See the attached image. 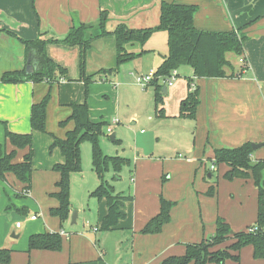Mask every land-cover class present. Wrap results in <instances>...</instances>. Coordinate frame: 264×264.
<instances>
[{
    "label": "crops",
    "instance_id": "0c3cea01",
    "mask_svg": "<svg viewBox=\"0 0 264 264\" xmlns=\"http://www.w3.org/2000/svg\"><path fill=\"white\" fill-rule=\"evenodd\" d=\"M163 1L196 6L194 23L200 30H240L245 34L246 69L234 78H196L192 68L181 67L173 85H168L164 80L159 82L163 97L158 106L155 101L156 86H149L153 88L156 117L188 120L185 127L192 129L190 137L188 132H183L188 134L182 144L184 155L174 146L173 149H165L166 153L174 151L176 154L168 155V160L141 156V152L137 151V169L132 179L137 198L130 195L133 200L126 203V220L103 237H97V233L101 232L100 225L108 212L105 200H97L98 219L95 226L90 225L92 230L87 231L67 228L77 223H72L71 217L65 223L67 229L65 226L60 228L57 218L58 227L56 224L49 226L47 217H52L50 208L58 206V202H55L45 211L47 216L43 227L31 223L33 226L27 228L24 238L14 232L13 238L17 242H11L10 226L1 217L6 203L1 194L5 188L0 186V220L4 222L0 221V249L12 250L8 264H163L167 257L184 255L186 244L200 242L214 235L219 217L229 223L233 232L244 231L256 223L258 188L253 179L229 181L224 178L229 167L221 164L212 173V179L209 177L206 180V170L211 166L216 149L264 143V0H0V29L5 30L0 33V122H7L13 132L33 133L35 139L40 134H46L32 131L30 118L33 104L51 89L48 122L63 121L70 115V104L86 102L89 104L90 119L107 124L104 128L106 134L112 121L108 123L95 118L93 96L100 99L101 94L108 93L111 97H118V86L124 88L131 84L130 81L129 84L125 83L128 79L157 71L168 54L166 31H156L143 46L136 44L128 47L135 53L146 52L121 65L117 73L112 74L104 72L118 66L116 37L107 36L94 41L87 52L86 61V75L95 79L89 86L82 79L80 47L65 44H48L46 47L48 57L67 71L52 88L47 82L27 80L19 84H6L2 82V77L12 71L25 70L27 73L28 60L33 65L22 40H34L41 34H45V39L64 37L74 25L96 24L102 11L109 12L111 18L118 20L111 22V30L118 23L134 30L156 28L160 22ZM241 60L238 57L240 69ZM107 82L114 85L117 91L112 92ZM135 84L138 85L136 81ZM191 86L199 91L200 103L195 119L181 117L182 104ZM131 87L135 85L131 84ZM99 104L102 107L97 109L98 112L105 115V102ZM114 112L120 113L119 99ZM136 114L130 111L125 116L134 121L138 116ZM71 126L73 128L74 124L71 123ZM115 128L116 125L112 133L107 134L114 135ZM170 140L179 145V138ZM112 142L120 144L121 140L115 136ZM7 148L8 151L12 150L10 144ZM49 154L56 162L47 158L48 169H53L58 161L59 164L64 163L65 158L59 148ZM124 159L131 163L130 159ZM253 160H264V146L254 152ZM149 170H154L155 177L148 174ZM11 175L8 174L0 183L9 184ZM262 177L264 180V171ZM161 178L164 184L160 185ZM166 181L169 182L165 184ZM150 182L153 183L148 184ZM215 184L216 195L207 196L209 188ZM119 193L124 195L123 192ZM162 199L176 203L171 212V222L159 234H141L146 224L160 213ZM140 202L145 209L137 211ZM23 209L27 210L26 214L29 213L25 206L17 211ZM130 209H134V217L129 220ZM32 217V222H39L38 218L33 220ZM18 224L17 229L21 228V224L20 227ZM45 228L50 231H45ZM94 228H97L96 232ZM45 232H59L63 237L62 249L29 251L30 236ZM226 264H264V259L254 258L253 246H246L241 250L239 263L228 260Z\"/></svg>",
    "mask_w": 264,
    "mask_h": 264
},
{
    "label": "trees",
    "instance_id": "16d2710c",
    "mask_svg": "<svg viewBox=\"0 0 264 264\" xmlns=\"http://www.w3.org/2000/svg\"><path fill=\"white\" fill-rule=\"evenodd\" d=\"M197 7L163 1L160 7V22L156 28L129 29L122 23L116 24L113 30L109 29L112 21L109 12L102 11L96 24L74 25L64 37L45 39V34L34 40H22L26 46L27 55L32 59L35 71L27 74L23 71H12L3 75L2 82L6 84H19L24 81L34 83L47 82L52 88L66 75L67 71L51 60L46 54L48 44H65L79 46L81 49L82 79L87 86L94 78L86 75L87 52L92 43L100 38L115 36L117 41V68L104 73H117L119 67L140 57L146 51L135 53L128 47L136 44L143 46L156 31L168 33V54L154 73V80L150 86H156V106L162 103L161 80L166 81L174 70L188 66L193 69L196 78H234L247 67L244 56V42L247 36L239 31H204L195 26L194 15ZM2 30L0 29V33ZM242 59L241 69L238 68L237 59ZM239 70V71H238ZM193 86V85H192ZM191 86V88H192ZM51 89L39 101L33 104L31 110L32 131L47 133V108L51 100ZM200 103L199 91L192 88L187 99L182 104L181 117L195 119ZM69 117L60 124L73 123L63 139L53 138L51 149L59 148L65 158L64 163L55 164L53 170L59 175L56 183L57 191L50 197L57 199L58 206L52 207L49 213L59 219L60 228L69 221L72 213L71 207V176L82 172L81 145L89 141L93 148V169L100 179V186L91 193V197L98 201L107 202L108 212L104 217L99 230L111 232L127 218L126 203L133 200L131 196L115 193V189L105 178L111 169L120 172L130 161L120 157H110L102 152L100 140L105 135V122H93L90 119L89 106L72 103ZM3 128V140L0 141V180L6 179L8 174H13L16 179L25 185V192L29 194L32 188L34 172V137L33 133L21 134L9 129L7 122H0ZM8 144L12 150L8 151ZM28 149L21 162L15 158L19 150ZM254 150L252 143H246L236 148H219L214 151L211 165L225 164L229 170L224 178L232 181L235 179H253L258 188V212L256 223L241 232H233L229 223L219 217L216 221L215 233L200 242L186 244V252L182 256L167 257L163 264H226L228 260L240 262L241 250L246 246H253L254 258L264 259V160H253ZM214 171L210 167L206 170V180L213 177ZM217 184L212 185L207 196L216 195ZM175 202L162 199L160 213L152 218L141 230V234H159L165 225L171 222L172 209ZM27 213V210H19ZM63 247V237L59 232H45L31 235L28 250L60 251ZM12 250L0 249V264L11 261Z\"/></svg>",
    "mask_w": 264,
    "mask_h": 264
},
{
    "label": "rangeland",
    "instance_id": "374dc122",
    "mask_svg": "<svg viewBox=\"0 0 264 264\" xmlns=\"http://www.w3.org/2000/svg\"><path fill=\"white\" fill-rule=\"evenodd\" d=\"M112 26L113 23L110 22L109 29L112 28ZM186 68L189 67L185 66V69ZM181 75L183 77V74ZM132 79H128V81L125 83L129 84L130 81V83L135 85V87H131V84L124 88H122V86L119 88L118 86V97H111L108 93L101 94L99 97L100 99L93 96V105H96L94 106L95 108H93V111H95L93 115H95L97 120L103 119L108 123L113 119H117L119 121V124H117L116 128L114 129V135L116 136L117 140H121V143H113L110 139L111 135L106 133L101 137L100 140L101 149L105 155H109L110 157H122L130 159L131 166H124L120 172H116L111 169L108 173H106L105 178L106 181L114 187L115 193L121 194L119 192H123L125 196L131 195L136 197V194L133 191L134 184L132 179L135 174V169H137V151L141 152V156H151L154 159L163 161L165 159L168 160V158L170 159L168 155H176L174 151H167V153L165 151V149H173L172 146H174L179 151H182L181 153L184 155L185 148L182 146V144L188 134L183 132L189 133L192 129L185 127L186 122H189L188 120L183 121L174 119H158L155 114L153 88L149 87L144 89L139 85L136 86L134 77ZM115 83L117 84V82ZM106 84L110 85L109 82ZM110 87L112 92L117 91L114 85H110ZM89 93L90 92L87 94L88 96ZM118 99L120 102V113L115 114L114 110L115 108L117 109ZM100 100L105 102V115H102L97 110L98 108L102 107L100 106L101 104H99L101 103ZM94 101L96 104H94ZM50 103L51 100L47 108V135L40 134L39 137L36 138L38 141H36L35 137L33 136L34 172L32 176V191L29 192V194L25 193L24 185L17 181V179H14L13 175H11L9 178V184L0 183V186L5 188V192L1 191V194L2 200L6 203L1 211V217H3V220H7L10 226L11 232L9 235L11 237V242H17L16 239L13 238L14 232H17V235H21V237L23 236L24 238L27 228L33 226V224L43 227L47 216L45 211L48 209L50 204L58 202L57 199L50 197L51 193L57 191L56 183L59 178L58 174L52 168H47V158L50 157L52 161H54L53 156L49 154L54 150L51 149L50 145L53 143V138L50 136L51 139H49L48 135L52 134L58 139H63L66 133L73 128L71 123L67 125L60 124L62 120L53 123L48 122ZM130 111L131 113H137L136 115H138L134 121L129 120V118L125 116ZM66 119L64 118L63 121ZM177 138L180 140L179 145L170 140ZM2 140L3 128L0 125V141ZM27 153L28 149L19 150L15 158L16 162H21ZM81 153L82 172L73 174L71 176V219L73 212L76 211L78 214L77 223L73 226L68 225L67 228L74 227L75 229L77 228L87 231V229H91L90 225H96L98 219L99 203L96 198L91 197V193L95 191L101 183L95 170H93V148L89 141L82 143ZM57 163H59V161ZM139 167L140 163L138 164V168ZM148 174L152 177H155L154 170H149ZM162 180L163 178L160 179V185L164 184ZM168 182L169 181H166L165 184ZM152 183L153 182H150L148 184ZM17 194L22 196L19 195L17 197ZM140 204L141 205L138 207L137 211L145 209L143 203L140 202ZM22 206L28 208V214L25 215L22 212L17 211ZM137 211L135 208V213ZM32 216L37 217L39 222H32ZM133 217L134 209H130L129 220ZM0 221L4 223L2 220ZM1 222L0 226L2 225ZM17 223L21 224V228L17 229ZM31 223L33 224L31 225ZM47 224L49 226L56 224L58 227V220L55 219V217H47ZM64 226L66 228V225ZM46 230L48 231L49 229L45 228V231ZM104 234L107 233L99 232L97 233V237H103ZM20 240H22V238Z\"/></svg>",
    "mask_w": 264,
    "mask_h": 264
},
{
    "label": "built area",
    "instance_id": "2783aa9c",
    "mask_svg": "<svg viewBox=\"0 0 264 264\" xmlns=\"http://www.w3.org/2000/svg\"><path fill=\"white\" fill-rule=\"evenodd\" d=\"M241 62H242V60H241ZM154 73L155 72L149 73L147 75H138V76H135V81H136V83L140 87H142L144 89H147L151 85V83L153 82V80H154V77H155L154 76ZM177 76H178V73H177L176 70H174L172 72L171 77L166 80V82L168 83V85H173V83L176 80ZM117 124H119V121L117 119H113L112 122H111V125H109L108 128H107V133L108 134L112 133L113 126H115ZM216 167L217 166H215V165H211L210 166L211 171H215L216 170ZM36 218L37 217H35V216L32 217L33 220H35ZM18 227H20V224H18ZM93 230L96 232L97 231V228H94Z\"/></svg>",
    "mask_w": 264,
    "mask_h": 264
},
{
    "label": "water",
    "instance_id": "95a60500",
    "mask_svg": "<svg viewBox=\"0 0 264 264\" xmlns=\"http://www.w3.org/2000/svg\"><path fill=\"white\" fill-rule=\"evenodd\" d=\"M35 71V68L33 65L30 64V60H28V66H27V73H33ZM166 90V87L164 88ZM110 139L112 141H115V136L114 135H111L110 136ZM264 146V143H259V144H255V143H252V147H253V150L256 151L258 149H260L261 147ZM77 217H78V214L77 212H73L72 214V223H76L77 221Z\"/></svg>",
    "mask_w": 264,
    "mask_h": 264
}]
</instances>
